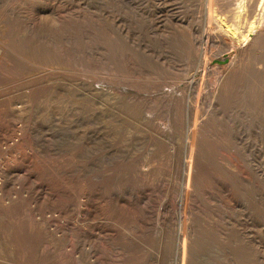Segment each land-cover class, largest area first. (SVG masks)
Instances as JSON below:
<instances>
[{"label": "rangeland", "instance_id": "374dc122", "mask_svg": "<svg viewBox=\"0 0 264 264\" xmlns=\"http://www.w3.org/2000/svg\"><path fill=\"white\" fill-rule=\"evenodd\" d=\"M233 1L0 0V264H264V38Z\"/></svg>", "mask_w": 264, "mask_h": 264}, {"label": "bare ground", "instance_id": "6f19581e", "mask_svg": "<svg viewBox=\"0 0 264 264\" xmlns=\"http://www.w3.org/2000/svg\"><path fill=\"white\" fill-rule=\"evenodd\" d=\"M231 4H232V7L229 9L228 14H223V17L221 16L222 17L221 20H223V22H226L224 27L226 28L227 32L231 35L232 39L233 38L235 40L238 39L240 44L245 45V44H254L257 40L264 38V0H234L233 2H231ZM235 20L239 21L240 23H243L242 29H240L239 27L234 25ZM227 21H228V23H227ZM196 112H197V108H196L195 113L193 115V120L198 119V115H196ZM195 124H196L195 127H197V130L199 132L203 133V131H205L207 133H210L208 131V129H203L201 119H199ZM193 133H194V131H193ZM193 133L188 135V140L194 142V146L192 145L193 149H194V147H196V145L198 144V139H196V132L194 134ZM189 151H190V148H189ZM191 154H192V150H191ZM192 158L194 159V155ZM190 164H191V162H190ZM197 172H198V167L194 166V171L192 173H190L189 171H188V173H187V171L185 173L186 178H187V185H186V187H187L186 192L187 193L189 191V187L198 186V184L192 183L193 182L192 179L197 175ZM185 184H186V182H185ZM195 187H193L192 189H194ZM190 192H193V190H191ZM192 200H194V199H192ZM187 204L189 205V203H187ZM187 204L185 203L186 206H187ZM181 236H182V246L188 245L187 247L189 248V245H190V251L188 254V255H190V252L192 253V249L194 247V237L192 235H190L188 232L185 233V230H184V232H182ZM184 256L182 258H184ZM184 261H185V259H184ZM185 262H187V260Z\"/></svg>", "mask_w": 264, "mask_h": 264}]
</instances>
